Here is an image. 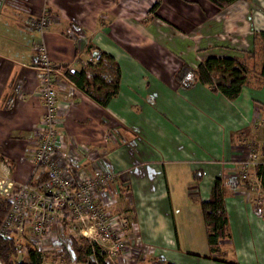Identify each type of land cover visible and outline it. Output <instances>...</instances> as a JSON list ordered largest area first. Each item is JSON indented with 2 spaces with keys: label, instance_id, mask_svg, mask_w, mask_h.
Masks as SVG:
<instances>
[{
  "label": "crops",
  "instance_id": "crops-1",
  "mask_svg": "<svg viewBox=\"0 0 264 264\" xmlns=\"http://www.w3.org/2000/svg\"><path fill=\"white\" fill-rule=\"evenodd\" d=\"M152 3L0 0V146L11 153L23 142L22 160L33 168L23 170L22 162L18 173L29 178L35 163L26 144L36 141L44 112L32 45L43 43L53 63L79 71L87 58L95 62L85 48L89 40L113 56L118 92L107 105L76 86L71 99L61 93L57 142L78 156L72 160L77 168L92 171L97 165L126 179L114 208L128 213L135 228L130 236L150 249L145 256L128 249L123 264H264V214L256 200L264 187L255 168L245 180L240 176L253 119L264 120V82L250 78L231 99L208 84L182 88L174 79L181 61L196 66L220 54L196 53L197 48L247 49L253 31L264 27L250 0L221 10L208 0H161L148 13ZM44 8L54 19L40 34L31 22ZM169 50L180 57L171 58ZM215 177L222 179L229 230L222 244L229 246L226 251L220 244L210 255L207 243H197L203 223L199 202L208 198Z\"/></svg>",
  "mask_w": 264,
  "mask_h": 264
},
{
  "label": "built area",
  "instance_id": "built-area-1",
  "mask_svg": "<svg viewBox=\"0 0 264 264\" xmlns=\"http://www.w3.org/2000/svg\"><path fill=\"white\" fill-rule=\"evenodd\" d=\"M54 14L44 8L41 14L32 20V28L44 34L50 27ZM71 30H69L70 32ZM70 33H73L72 31ZM34 66L38 78V91L44 105V112L36 131L34 158L36 164H42L48 179L38 185L27 181L17 190H12V179L5 175L0 179V200L10 203L9 210L0 224V236H11L14 229H21L26 221L40 245L45 240H54L57 235L80 236L95 242L110 264H123L128 249L141 256L149 253L148 244L138 238L132 239L130 233L135 228L123 211H115L114 204L120 195L117 180L119 172L94 165L92 171L73 165L72 156L58 145L60 132L57 129V110L59 95L64 93L72 98L75 87L64 77L59 66L53 63L44 47L36 41L32 45ZM90 60V59H89ZM257 142L249 138L245 145L243 159L240 162V176L246 179L248 170L260 166L264 173V160L256 164L254 160ZM84 152L87 148H82ZM4 167V165H3ZM8 173V169L5 166ZM257 202L264 214L261 197ZM65 222L67 231L62 228ZM58 232V233H57Z\"/></svg>",
  "mask_w": 264,
  "mask_h": 264
},
{
  "label": "trees",
  "instance_id": "trees-1",
  "mask_svg": "<svg viewBox=\"0 0 264 264\" xmlns=\"http://www.w3.org/2000/svg\"><path fill=\"white\" fill-rule=\"evenodd\" d=\"M161 0H153L147 10L154 13ZM217 9L227 7L235 0H208ZM74 25V24H73ZM86 49L94 53L95 62L86 60L79 71L71 69L68 64L58 65L66 80L78 89L89 95L101 105H107L108 101L117 95L120 79V71L112 55L95 47L88 40ZM225 53L209 55L202 59L196 66H191L186 61H181L174 72L176 83L182 88H189L194 83L208 84L214 92H220L228 98L239 95L241 88L248 85L250 78L264 82V30L252 33L250 50L227 48ZM229 53H228V52ZM89 52V53H90ZM219 73L221 78L216 81ZM90 76V78H89ZM264 187V173L260 166L256 168ZM195 176V175H194ZM196 178L199 180L201 174ZM48 179L44 165L36 164L27 183L38 185ZM119 182V184H118ZM126 179H118L117 186L122 188ZM202 220L205 226V239L209 254L218 251L220 242L229 238L228 216L225 208L224 194L222 192V179L215 177L209 196L199 202ZM8 200H0V224L9 210ZM20 247L14 236H0V264H33L41 256L39 250L30 245L27 249V261L17 259ZM59 254L66 263L75 264H109L106 255L100 251L95 242H90L82 237H69L68 246H62ZM163 261V258H161ZM163 264H176L171 261H163Z\"/></svg>",
  "mask_w": 264,
  "mask_h": 264
},
{
  "label": "rangeland",
  "instance_id": "rangeland-1",
  "mask_svg": "<svg viewBox=\"0 0 264 264\" xmlns=\"http://www.w3.org/2000/svg\"><path fill=\"white\" fill-rule=\"evenodd\" d=\"M252 3V14L254 15V18H256V21L259 22V27H264V0H250ZM140 3H142V0H139ZM148 17H145L144 20L147 21ZM145 22V21H144ZM254 32V31H253ZM175 33H173L174 35ZM193 35V34H192ZM188 40H191L190 38H187ZM234 49H239V50H250L251 46L247 49H243V48H234ZM171 58L176 59L177 57H180L179 55L175 54L174 51L169 50ZM199 52H203V53H225L226 51L218 48V45L214 44V48H213V44L211 46V48H197L196 49V53ZM228 52V51H227ZM229 53V52H228ZM178 68V67H177ZM216 77V81L219 80L221 78V75L219 73L215 74ZM258 118L253 119L255 122L259 121V122H254L253 128H252V132L250 134L251 138H254L257 142V146L256 151H255V157L254 160L256 161V164L259 163L260 161L262 162L264 160V124H262V122L264 123V120H257ZM260 127V128H259ZM23 143V142H22ZM21 142H17V144L12 147V149L10 150L11 153H9V151H7V145L2 144V146H0V179H2L5 175H9L12 179V190H17V188L24 184L27 180H28V175L24 176V172L23 175H20L19 172V167H20V163L23 162V156H24V150H23V144ZM37 142L34 143H27L26 147L29 148L28 152H31V157L34 158V152H35V148ZM21 159V160H20ZM27 161V160H25ZM23 162L24 165V169H28L30 165V163H26ZM84 164L89 165V161L84 160ZM32 163L34 164L35 161L32 160ZM4 165V167H3ZM8 169V173H5L6 168ZM16 168V170H15ZM32 166L30 168V171H32ZM105 168V167H104ZM255 168L256 166H251L250 170L252 171V169ZM29 171V173H30ZM23 177V178H22ZM27 177V178H26ZM262 196H260V194H257V198L256 200L261 197V200L263 201V206H264V194H261ZM259 196V197H258ZM119 198H117V202L118 203ZM116 203L114 204V206L116 205ZM115 211H118L119 209L114 208ZM179 211V210H178ZM127 213V212H126ZM128 214V213H127ZM130 220V219H129ZM62 228L63 230L66 232V224L65 222H61ZM179 227V226H178ZM199 227V226H198ZM58 233V232H57ZM12 236L15 237V239L18 242V245L20 247L19 250V254L17 256V259H22L24 261H27L28 259L26 258L27 256V249L29 247V245L36 250H39L41 252V256L39 257V259L34 262L33 264H72V263H66L64 261V259L62 258V256L59 254L60 249L62 246L67 247L68 246V241H67V234L61 235L60 237L59 235L58 238L54 240H45L44 243L38 245L35 243V236L30 228L29 225V221H26L24 223V225L21 227V229H19L18 227L16 229H14V231L12 232ZM70 237H80V236H70ZM229 239L228 237L225 238ZM197 243H201L200 245L202 247H204L205 243H206V239H205V227L202 223V227H201V233H200V237H199V242ZM183 244V242H182ZM222 244V242L220 243ZM227 246H229L228 244L225 245H221V249L222 250H228ZM150 249V247H148ZM204 250H199V252H202ZM207 253V251H206ZM109 263V261H108ZM75 264V263H74ZM81 264V263H79ZM110 264V263H109Z\"/></svg>",
  "mask_w": 264,
  "mask_h": 264
}]
</instances>
